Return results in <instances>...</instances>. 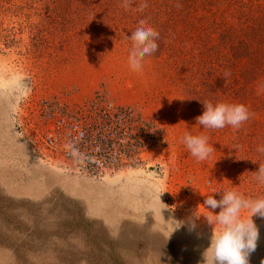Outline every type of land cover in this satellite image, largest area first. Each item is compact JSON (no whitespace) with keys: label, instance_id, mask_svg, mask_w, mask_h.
<instances>
[{"label":"rangeland","instance_id":"1","mask_svg":"<svg viewBox=\"0 0 264 264\" xmlns=\"http://www.w3.org/2000/svg\"><path fill=\"white\" fill-rule=\"evenodd\" d=\"M142 20L159 49L133 69ZM262 45L264 0H0V264H200L211 226L167 239L170 218L224 190L264 197ZM209 101L251 117L205 129ZM60 117L102 144L100 174L49 145ZM185 132L208 136L207 160ZM253 220L250 264H264V217Z\"/></svg>","mask_w":264,"mask_h":264},{"label":"clouds","instance_id":"2","mask_svg":"<svg viewBox=\"0 0 264 264\" xmlns=\"http://www.w3.org/2000/svg\"><path fill=\"white\" fill-rule=\"evenodd\" d=\"M159 36V32L149 22L142 20L137 24L128 37L132 41L128 61L133 69H142L145 57L158 51ZM203 104L204 111L196 117V124L205 129L216 130L229 126L238 129L251 117L249 109L243 104L210 101ZM182 143L199 161L207 160L215 150L208 136L203 134L185 132ZM257 150L264 152V146ZM254 172L255 181L264 185V165L260 164L259 169ZM165 191L167 190L156 192L161 202V195ZM202 204L207 211H199L198 205L187 221L170 218L173 223L167 239L185 226L190 232L196 231L197 221L204 218L212 232L209 245L202 252L200 264H250V255L257 249L260 239V230L253 216L264 217V197L247 198L236 190H224L220 193V199L215 195H207ZM166 208L168 207L161 208V213ZM217 208L218 212L215 211ZM245 210L250 212L247 217L242 215ZM217 225L220 227L215 230Z\"/></svg>","mask_w":264,"mask_h":264},{"label":"built area","instance_id":"3","mask_svg":"<svg viewBox=\"0 0 264 264\" xmlns=\"http://www.w3.org/2000/svg\"><path fill=\"white\" fill-rule=\"evenodd\" d=\"M48 135L49 145L59 148L65 156L74 159L80 168L100 174L105 166L106 153L100 142L93 140L86 128L67 117H60Z\"/></svg>","mask_w":264,"mask_h":264},{"label":"bare ground","instance_id":"4","mask_svg":"<svg viewBox=\"0 0 264 264\" xmlns=\"http://www.w3.org/2000/svg\"><path fill=\"white\" fill-rule=\"evenodd\" d=\"M71 191H73V190H71ZM74 192V191H73Z\"/></svg>","mask_w":264,"mask_h":264},{"label":"trees","instance_id":"5","mask_svg":"<svg viewBox=\"0 0 264 264\" xmlns=\"http://www.w3.org/2000/svg\"><path fill=\"white\" fill-rule=\"evenodd\" d=\"M258 1V0H257ZM262 46H264V45H262Z\"/></svg>","mask_w":264,"mask_h":264}]
</instances>
